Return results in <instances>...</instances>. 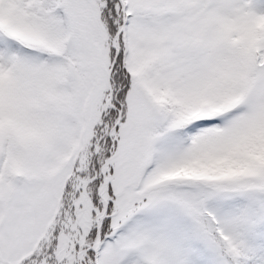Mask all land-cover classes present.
<instances>
[{
  "label": "snow or ice",
  "instance_id": "obj_1",
  "mask_svg": "<svg viewBox=\"0 0 264 264\" xmlns=\"http://www.w3.org/2000/svg\"><path fill=\"white\" fill-rule=\"evenodd\" d=\"M0 264H264V0H0Z\"/></svg>",
  "mask_w": 264,
  "mask_h": 264
}]
</instances>
